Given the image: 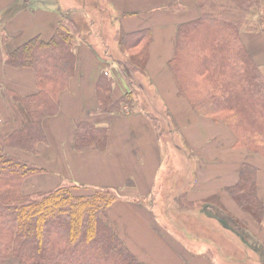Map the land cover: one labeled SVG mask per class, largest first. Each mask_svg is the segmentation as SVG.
<instances>
[{
  "label": "crops",
  "instance_id": "obj_1",
  "mask_svg": "<svg viewBox=\"0 0 264 264\" xmlns=\"http://www.w3.org/2000/svg\"><path fill=\"white\" fill-rule=\"evenodd\" d=\"M77 1L81 9L75 14L88 29L79 30L73 74L58 96L57 113L42 120L43 140L35 152L13 145L3 149L41 170L22 182L21 194L39 197L61 188L74 197L114 194L101 221L138 264H264V158L239 147L221 122L198 116L174 80L177 31L199 19L195 1ZM72 11L58 0H0L5 142L29 121L22 100L39 92L35 72L10 66L7 55L32 40L49 43ZM255 23L243 28L239 39L264 76V21ZM142 32L149 34L145 62L127 81L119 63L132 53L118 40ZM103 79L110 81L115 109H98ZM80 124L104 131L103 150L74 149ZM244 171L257 211H245L234 196ZM5 264L19 262L12 258Z\"/></svg>",
  "mask_w": 264,
  "mask_h": 264
},
{
  "label": "trees",
  "instance_id": "obj_2",
  "mask_svg": "<svg viewBox=\"0 0 264 264\" xmlns=\"http://www.w3.org/2000/svg\"><path fill=\"white\" fill-rule=\"evenodd\" d=\"M194 1L200 16L178 28L171 64L174 80L180 91L190 95L194 112L220 121L234 133L239 147L264 158V77L239 39L247 26L245 15L253 8L263 9V0ZM72 20L64 15L49 43L32 40L7 55L10 66L35 72L39 92L22 100L29 119L24 128L7 142L0 137V264L12 258L19 264H138L101 221L117 198L114 194L94 191L90 197H74L69 188H61L25 197L22 182L41 170L3 152L6 145L35 152L43 140L41 122L57 113L58 96L73 74L72 34L77 31ZM148 42L147 32L119 38L118 44L128 52L140 47L135 57L119 63L127 81L141 72L136 63L145 59ZM98 89L99 110L119 106L108 97L110 81L103 79ZM105 142L103 130L77 126L76 151L103 150ZM243 173L234 196L239 204L257 211L250 176Z\"/></svg>",
  "mask_w": 264,
  "mask_h": 264
},
{
  "label": "rangeland",
  "instance_id": "obj_3",
  "mask_svg": "<svg viewBox=\"0 0 264 264\" xmlns=\"http://www.w3.org/2000/svg\"><path fill=\"white\" fill-rule=\"evenodd\" d=\"M58 1L61 3V5L64 6V8H66L68 10L69 9L70 10H73L72 11V14L69 17L73 19L72 20V23L75 26L77 33L76 34H74L73 32H70V33H73L72 34L73 35L72 41L74 40V37H75V43L74 44H77L78 39H79V30L80 29H84V28H87L88 29V27L86 26V23H85L84 18L82 16H79V15L75 14V11L81 9V5H80V3H78L77 0H58ZM262 7H263V12H262V9L261 8L260 9L259 8H253V9H251L245 15L246 24L248 23L247 26L248 25H252V24L254 26L256 24L255 21H257V20H260V22H263L264 21V17H263L264 16V0H263ZM85 12H87V11H85ZM94 16L97 17L95 19L98 22H101L102 21L101 18H103V15H100V13L94 14ZM104 27L106 28V26H104ZM130 52L132 53L131 55H134V57L137 54V51L136 50H132ZM144 62H145V59L144 58H142L141 60H139V62L136 63L137 64V67H139L140 69H142V67L144 65ZM180 93L184 96V98H186L187 100L189 99L190 95L188 93H186L185 91H180ZM188 102H189V100H188ZM189 103H191V102H189ZM191 107H192V104H191ZM197 115L200 116L199 114H197ZM214 121L215 122H220V121H216V120H214ZM256 139H257V137H256ZM249 209H250L249 207L244 206V210L245 211H249ZM258 255H259V259H261L262 256L259 253H258Z\"/></svg>",
  "mask_w": 264,
  "mask_h": 264
}]
</instances>
